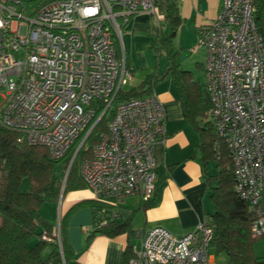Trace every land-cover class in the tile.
Returning <instances> with one entry per match:
<instances>
[{
  "label": "built area",
  "instance_id": "2783aa9c",
  "mask_svg": "<svg viewBox=\"0 0 264 264\" xmlns=\"http://www.w3.org/2000/svg\"><path fill=\"white\" fill-rule=\"evenodd\" d=\"M156 5L157 0H0V127L16 133L18 144L47 149L53 160L76 144L73 159L81 149L89 152L79 172L101 225L118 221V206L128 198L149 203L154 196L153 148L166 135L164 107L154 92L118 105L107 131L92 146L86 140L131 80L118 52L123 26L139 14L156 15ZM198 45L205 49L204 87L215 135L228 149L235 192L253 215V236L260 237L264 41L253 0H223L216 18L199 31ZM212 238L205 219L179 239L156 227L126 264H210Z\"/></svg>",
  "mask_w": 264,
  "mask_h": 264
},
{
  "label": "trees",
  "instance_id": "16d2710c",
  "mask_svg": "<svg viewBox=\"0 0 264 264\" xmlns=\"http://www.w3.org/2000/svg\"><path fill=\"white\" fill-rule=\"evenodd\" d=\"M177 2H165V22L169 34L158 38L156 53L159 57L161 48L167 51L164 76L169 75L173 79L184 99L186 119L201 135L200 149L204 162L216 163V175L207 178L213 206V214L206 219L213 232L209 253L223 255L225 264H264V256L256 257L254 254L257 242L264 247V232L256 238L252 234L253 215L248 204L235 192L232 162L227 147L215 135L210 121L212 106L205 87L194 82L191 73L179 69L177 54L172 49L171 42L181 25ZM253 7L256 28L264 41V0H253ZM160 80L153 72L138 89L121 90L86 144L92 146L97 135L107 131V124L118 105L149 97ZM103 109L99 107L96 118ZM17 138L16 133L0 127V264H78L66 242L65 217L60 220L58 241L53 239L54 229L40 215V210L45 204H57L67 193L86 188L79 170L89 152L81 149L73 159L76 144L61 160H53L47 149L18 144ZM217 143L218 153L215 151ZM24 180H28L30 185L27 193L20 191ZM145 205L149 207L151 202ZM91 208L93 232L88 241L95 236H133L128 223L119 225L117 221H109L101 225L96 203H92ZM34 238H37L36 244H32ZM129 254L127 249L125 264L133 256Z\"/></svg>",
  "mask_w": 264,
  "mask_h": 264
},
{
  "label": "crops",
  "instance_id": "0c3cea01",
  "mask_svg": "<svg viewBox=\"0 0 264 264\" xmlns=\"http://www.w3.org/2000/svg\"><path fill=\"white\" fill-rule=\"evenodd\" d=\"M177 1L181 25L171 45L177 54L179 69L191 73L196 82L193 72L183 68V61L185 57L189 58L191 65L203 76L205 49L198 45L199 31L216 18L223 0ZM165 2L157 0L156 15L139 14L130 19L122 28L119 44L131 75L123 90L137 89L148 75L155 72L162 80L152 92L165 111L166 135L153 148L156 188L151 205L146 207L147 203H143L140 197L132 196L118 206L120 219L117 222L119 225L128 223L133 236H95L88 241L93 232L91 205L94 199L87 188L67 193L57 204H51L54 208L44 209L43 206L41 209L44 213L41 216L48 223L49 219L53 223L56 220V227L51 225L54 230L60 224L59 220L65 217L66 242L78 264H125L127 249L130 256L134 255L150 230L159 227L179 239L192 232L200 220H206L213 214L207 178L216 175V163L203 160L201 135L186 119L184 99L173 79L169 75L164 76L167 61L163 62V72L158 67L159 61L156 67L148 62L156 51L158 38L169 34L165 22ZM198 84L204 87V83ZM209 261L210 264H225L226 258L211 253Z\"/></svg>",
  "mask_w": 264,
  "mask_h": 264
},
{
  "label": "rangeland",
  "instance_id": "374dc122",
  "mask_svg": "<svg viewBox=\"0 0 264 264\" xmlns=\"http://www.w3.org/2000/svg\"><path fill=\"white\" fill-rule=\"evenodd\" d=\"M156 55L158 57V53H156V51H155L153 53V56H150L151 60H149L148 62L149 63H153L154 67H156L155 65L157 64V61H159V63H158L159 66L158 67L160 68V72H163V66H164L163 62L166 61V59H167V51L165 49L161 48L159 50V57L158 58L156 57ZM183 62H185L184 65H183V68L185 70H187V71L193 72L195 81L197 83L199 82L200 84H203L204 83V79H203L202 73L199 72V71H196L195 67H193V65H191L190 59L185 57V61H183ZM2 94H3V92L1 91L0 92V106L2 105V102H3L2 98H1ZM213 169H215V166H213ZM29 189H30V185H29L28 180H24L22 182V184H21L20 191L23 192V193H27L29 191ZM63 190L64 189L62 188V192H63ZM47 207H49V209H50V207L54 208L51 204H46V205H44L43 208L46 209ZM41 214L42 215L44 214L42 210L40 212V215ZM51 220L52 219H49V222H50L49 224L52 225V226H53V224H55V227H56V225H57L56 220L54 221V223ZM59 225L60 224H58V227L54 230V234H53V239H57L58 241H59ZM36 241H37V238H34L32 240V244H36ZM255 255H256V257H263L264 256V247H263L261 242H257V244L255 246ZM217 258L220 259V257H217Z\"/></svg>",
  "mask_w": 264,
  "mask_h": 264
},
{
  "label": "water",
  "instance_id": "95a60500",
  "mask_svg": "<svg viewBox=\"0 0 264 264\" xmlns=\"http://www.w3.org/2000/svg\"><path fill=\"white\" fill-rule=\"evenodd\" d=\"M70 167V166H69Z\"/></svg>",
  "mask_w": 264,
  "mask_h": 264
}]
</instances>
